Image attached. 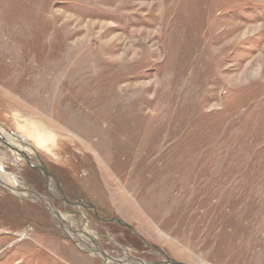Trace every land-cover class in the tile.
I'll return each mask as SVG.
<instances>
[{
	"label": "rangeland",
	"instance_id": "1",
	"mask_svg": "<svg viewBox=\"0 0 264 264\" xmlns=\"http://www.w3.org/2000/svg\"><path fill=\"white\" fill-rule=\"evenodd\" d=\"M0 129V264H264V0H0Z\"/></svg>",
	"mask_w": 264,
	"mask_h": 264
},
{
	"label": "bare ground",
	"instance_id": "2",
	"mask_svg": "<svg viewBox=\"0 0 264 264\" xmlns=\"http://www.w3.org/2000/svg\"><path fill=\"white\" fill-rule=\"evenodd\" d=\"M32 133H35V135L36 134H39L40 132H39V130H38V128H36ZM12 137H14V138H18L19 140H21V137H17V136H15V135H13V134H10V133H8V132H5V131H3V130H1L0 129V139H4V140H6L7 142H8V144L10 143H12V142H10L11 141V138ZM37 137V136H36ZM39 141V144H42L43 142L42 141H40V139H38ZM9 144V145H10ZM10 146H12V147H14L15 148V145L14 144H11ZM20 146V145H19ZM18 146V147H19ZM24 147H25V145H24ZM28 148V147H27ZM30 148V147H29ZM17 149V148H16ZM21 149V148H20ZM20 149H18V150H20ZM18 150H11V151H13V154H14V156H15V158L17 159V160H20L21 159V157H20V154L18 153ZM2 167H0V184H2L3 186H5L7 189H9V191H11L14 195H17V196H20V197H22V196H28V197H30V198H34V199H36L37 201L39 200V204H41L43 207H45L43 204H44V202H46V201H40V195H38L37 193H34L33 191H31L28 187H27V189H24V188H21L22 186H21V184L23 185V183L22 182H18V180H15V178H14V175H12V174H6L2 169H1ZM49 188V187H48ZM50 195V197L51 198H55V196L53 195H51V194H49ZM39 196V197H38ZM44 200H45V198H44ZM50 213H52V214H54V216L55 217H58V218H60L61 220H62V222H61V227H62V229L65 231V233H66V235L72 240V241H74L75 242V244H78L79 246H80V250L83 248V247H85L86 245H88V242L90 243V244H92L94 247H95V252L93 251V253L92 254H94V253H98V254H101L100 255V259L103 261V264H112V262L113 261H115V259H113V257H111V256H109V255H107L105 252H103V251H101V249L100 248H98V245H97V243L94 241V239L91 237V236H88V234L83 230V231H81V229H79L81 232H78L76 229H72L71 228V225H69V223L64 219V218H62L63 216L61 215V213H59L58 212V210H54V209H51L50 210ZM66 222V223H64V222ZM64 224V225H63ZM82 235H85L86 237H87V239L86 238H84V237H82ZM72 237H74V238H72ZM76 240V241H75ZM91 240V241H90ZM77 242V243H76ZM78 246V247H79ZM127 257H125L130 263H132V264H153V263H148V262H146V263H144L143 261H140V262H134V261H132V260H130L129 258V256L128 255H126ZM93 257H95V256H93ZM98 259V258H97ZM124 260V259H123ZM101 261V262H102ZM119 261H121V260H119ZM124 262V261H123ZM160 264H167V263H165V262H160Z\"/></svg>",
	"mask_w": 264,
	"mask_h": 264
},
{
	"label": "water",
	"instance_id": "3",
	"mask_svg": "<svg viewBox=\"0 0 264 264\" xmlns=\"http://www.w3.org/2000/svg\"><path fill=\"white\" fill-rule=\"evenodd\" d=\"M0 140H1V142H2L6 147H8L10 150H18V149H16V148L10 146L6 140H4V139H0ZM18 153L22 156V158L24 159V161L27 163V165H28L29 167H33L34 169H36V170H40V172H42L43 176H44L45 179H46V183H47V191H48V187H51V183H48L47 180L51 178V179L54 181L55 187L58 189L59 193H60L61 195H63V192L60 190L58 183H57L56 180L52 177V175L50 174V172L47 171V169H46V167L44 166L43 162L40 161V160L37 158V156H36V159H37L38 162H37V163H32V162L30 161V159L28 158V156H27L24 152L18 150ZM49 190H51V189H49ZM50 194L53 196V194H52V190H51ZM53 199H54V198H53ZM63 199H64V201H65L66 203L70 204L72 207H76V205H77V203H78V202L69 201L68 199H66V198H64V197H63ZM90 207L93 208V210H94V207H93L92 205H90ZM112 220H113V221H116V222L119 223L120 225H123V226L128 227L130 230L133 231V229H132L128 224H126V223H124V222H122V221H120V220H118V219H114V218H112ZM163 262H165V263H167V264H184V263H181V262L173 261V260L170 259L169 257H166L165 261H163ZM153 264H160V262H155V263H153Z\"/></svg>",
	"mask_w": 264,
	"mask_h": 264
},
{
	"label": "flooded vegetation",
	"instance_id": "4",
	"mask_svg": "<svg viewBox=\"0 0 264 264\" xmlns=\"http://www.w3.org/2000/svg\"><path fill=\"white\" fill-rule=\"evenodd\" d=\"M76 202H78V201H76ZM81 203V202H80ZM80 203H77V204H80Z\"/></svg>",
	"mask_w": 264,
	"mask_h": 264
}]
</instances>
